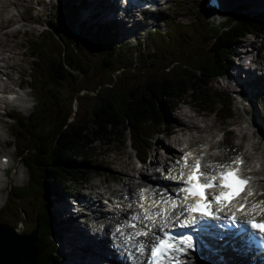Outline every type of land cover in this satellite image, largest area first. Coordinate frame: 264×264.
<instances>
[{
  "label": "trees",
  "instance_id": "16d2710c",
  "mask_svg": "<svg viewBox=\"0 0 264 264\" xmlns=\"http://www.w3.org/2000/svg\"><path fill=\"white\" fill-rule=\"evenodd\" d=\"M68 3L75 2L68 0L61 8L66 10ZM77 12L76 4L70 19L58 20L56 16L50 28H43L41 39L31 41L30 54L35 58L31 82H35L32 87L42 100H37L39 108L31 110L28 117L17 114L13 130L15 136L22 137L24 146L18 154L29 180L27 185L11 186L9 198L0 209V222L18 228L26 219L32 229L37 227L36 264H57L63 259L52 240L57 234L53 226L55 217L48 209V199L43 198L50 184H55L54 190L61 193L62 188L84 183L89 177L82 170L89 171L94 166L85 159V150L104 137L109 142L120 141L122 133L129 131L133 148L145 155L147 143L167 127L161 106H172L171 102L178 99L190 98L196 107L215 112L222 120L234 116L230 93L211 91L212 80L227 71L230 46L264 28L261 13L231 19L212 32L205 31L204 38H200L203 32H198L197 18L189 23L174 21L167 35L152 32L151 43L144 46L154 69L144 86V96H140L134 91L123 92L125 85L117 82L119 73L135 75L136 66L134 62L121 63L122 46L111 32L113 25L84 23L76 31ZM61 26L65 27V35L58 31ZM99 51L102 77L91 88L84 74L92 69V63L97 65L94 56ZM159 62L165 63L157 68ZM64 81L70 84L68 103L61 102L59 92L49 101L50 86L63 89ZM82 91L86 92L81 94ZM73 99L78 104L93 103L87 118L78 114Z\"/></svg>",
  "mask_w": 264,
  "mask_h": 264
},
{
  "label": "rangeland",
  "instance_id": "374dc122",
  "mask_svg": "<svg viewBox=\"0 0 264 264\" xmlns=\"http://www.w3.org/2000/svg\"><path fill=\"white\" fill-rule=\"evenodd\" d=\"M14 1H17L16 3L19 2V0H11V2ZM67 1L68 0H20L19 4L10 6L9 8H7L6 6L4 7L3 4L0 3V8H3L0 14H5V12L8 13V11L11 10L16 14L12 19H7L5 16L4 18H1L2 23L0 24V34L2 40L0 41V45L4 46L5 49H9L10 45V47L14 48L15 52L18 53L17 58L10 62V66L8 65V70L10 73L8 72L2 74L0 85L2 86L6 84L9 86L8 88H11L20 83L22 86V92L26 94L24 96V101H26L24 104L22 103V101L20 103L10 102L11 105H9L6 101V104L2 103V109L0 108V153L6 154V156H11L13 158L11 166H9V168L7 169V175L5 174L4 177L2 176L0 180V209L4 206L5 201L9 198L11 186L27 185L29 180L28 170L26 169L22 158L18 154L19 149L24 146L21 140L22 137L15 136L13 130L15 128L16 119L18 117L17 114H23V116L28 117L31 114V110H33L35 107L39 108L37 100H42V98L38 97V92H36L32 87V84H35V82H31L32 67L35 65V58H33L30 54L31 41H34L38 38L41 39L43 28H50V22L52 19H55L56 16L58 17V20H61L63 17H68L70 19L71 13L74 10V6L76 4H79L80 0H74L76 4L68 3L67 9L63 10L61 6L66 4ZM223 1L224 0H222V3ZM203 2L204 0H160L158 8L161 11L157 9V12L155 14H151V12L144 13L142 15L143 20H139V25H134L133 23H131L132 25L130 26L129 23H126L130 28L129 34L123 31L124 29L121 21L115 23L116 30L112 29L111 32L117 35V43L122 46L120 61L124 64H130L131 62H134L136 66L135 75L128 76L126 74L119 73L117 82H123L121 86L125 85V87L122 86L123 92L134 91L136 95L142 96L143 94L144 96V86L147 85L149 81V75L154 69L152 68V60L147 59V49L144 46V43H151L152 32L155 33L159 31L164 34V31H166L167 35L168 29H170V25L173 24L174 21L189 23L197 18V27H199L198 32H203V34L200 33V38H204L205 31L209 32L211 30L212 32L213 30H216V28L223 26L227 21L231 19L241 20L244 17H251L257 14L264 13V2L260 4L257 2V0H226L225 16H229L227 17V20H224L221 23H218V20L215 22H211L210 20H208V17H210L211 15H207L205 13ZM88 7L90 9V5H88ZM76 18L77 21L74 26V29L76 31L80 28V20L85 21L84 23H86V25L90 24L91 22L99 24L104 20L103 16H84V9H82L81 12H78ZM19 20H21L20 23H18ZM14 28H18L19 30L14 31L13 33ZM64 28V26L58 28L59 33L65 35L66 32ZM122 31L124 35L123 33H121ZM46 35L48 36V34ZM252 44L258 47L261 46V48L255 49L254 47H251ZM239 46L240 49H244L246 48V46H248L247 48H249L250 46L253 49L252 55L258 56V62L256 63L257 67H255L256 69H259L258 74L262 73L261 67L264 66V28L260 29V31L255 35H253L252 33L246 35L244 38L238 41L237 44L235 43L234 45H231L230 48H236L237 51L240 52ZM129 48H132V53H130L131 51L128 50ZM144 50L145 53L143 52ZM205 52H207L208 54V51ZM101 53L102 52L99 51L98 54L94 56V59H96L94 61H96L97 67L95 66V62L92 63V69H89V71L84 74L86 84L91 88H93L95 85L94 83H97L102 77L103 70H99L101 68L100 64L102 63ZM231 56L234 64L230 63ZM227 58L228 72L221 73L216 78H214L212 80V87H210V90H223L224 92L230 93L233 101L232 107L234 116L222 120L220 118V115L216 114L215 112H211L208 109L196 107L194 102L190 101V98L187 97L171 102L172 106L162 105L161 110L167 116L169 112H172V114H177L181 109H184L190 111V113H192L193 115L197 114L195 116V120L200 124L208 125L214 123L212 133L216 134L215 139L221 140L222 137L225 138L222 151H226L228 157L223 163H228L234 157L242 156L243 153H245L246 155H250H247L248 158H246L249 165L251 164L252 167L254 166V168H258L259 165H255L254 160H256V157L259 155L258 152H260V150L264 152V91L261 94H258L257 91L259 90V86H257V89L256 87H252V93L248 94V92H246L249 88L248 86L251 87L253 84L243 78L244 75L248 73L242 72L240 74L242 80H239V86L241 87V92L244 91L245 94H248H246L248 101L240 102L239 99L235 97L234 93L231 91V89L233 88V82H231L232 79H230L229 77H232L233 73H235L236 70L237 72H240V70L238 69H245L247 62L244 60L241 61V63L243 62V67L240 68L239 59L237 58V56L231 54L230 49L227 52ZM163 63L165 62L157 63L156 67L160 68ZM228 78L229 82L227 83ZM68 86L70 87V84L67 83V81L63 82V89L52 87L51 85L49 89L48 100L51 101L50 97L59 92V98H61V102L67 104L71 95V90ZM84 92L86 91H82L81 94H83ZM73 106L76 109L79 108L78 114H84L85 118L88 117V113L94 107L93 103L90 102L83 103L81 101V103L79 102L78 104L77 99H73ZM165 121L167 127L170 124H173L174 127L176 126L175 120H173L171 117H167V120ZM166 128H164L163 131L166 130L165 133L170 134L171 131H168V129ZM240 129H242L244 133H246L244 138L242 136L243 133ZM163 131L160 134L153 136V139L147 143L149 151L147 160L150 161L151 158L156 157V152L159 148L158 143L162 138L168 145L171 144V140L165 138ZM224 131H226L225 135L223 134ZM209 134L210 133H206V136H209ZM122 135L123 136L121 137L120 141L113 142H109L108 138L104 137L102 140H99L94 144H90L89 149L85 150V159H87L88 161H92L94 166L93 168L91 167L89 171L82 170V174H85L86 171L88 173L87 177H89L84 183L62 188L60 195H58V193H56V191L54 190V187H56L55 184L51 183L50 187H48L46 191L47 195H45V197L43 198H47L49 201V204H47V206L49 211L55 217L53 226L57 235L59 234V232H61V234L63 233L64 225H67V223H65V219L69 220V216H72V214H68L67 211H64L63 215L60 213V210L57 212L58 204L64 203H60V199H64L68 202V205L71 206L73 205L72 202H74L72 198L73 195L79 196V194L82 193L90 194L92 198L96 197V194L99 191L103 189L106 190L109 186L122 187L124 182L129 181V176L135 173L134 171H131L135 168L134 164L132 163L135 150L130 145V133L129 131H124ZM251 143L256 145L254 150L250 147ZM197 144L194 143L197 148L201 149L206 147L205 144ZM247 150L248 152H246ZM161 151L164 152L163 149ZM172 151L180 153V151H177V149L175 148L172 149ZM219 153H221V151ZM163 161H165L164 156ZM160 165L162 164L160 163ZM79 175L81 174L79 173ZM116 181H120L121 184ZM140 186L141 185L136 188L137 192L140 189ZM79 219L82 223L90 224L89 220H87V218L83 217L82 215L79 216ZM79 219L75 220L79 221ZM31 227L32 226L27 223L25 219L24 223H21L19 225L18 230L20 233L29 232L32 229ZM62 237L63 238H61L60 242H62V239L64 240L63 234ZM60 242L56 243L57 250L61 251V254L64 256L62 246H60ZM65 261H63V264ZM216 261L217 263L221 264V260ZM57 264H62V261L57 262Z\"/></svg>",
  "mask_w": 264,
  "mask_h": 264
},
{
  "label": "bare ground",
  "instance_id": "6f19581e",
  "mask_svg": "<svg viewBox=\"0 0 264 264\" xmlns=\"http://www.w3.org/2000/svg\"><path fill=\"white\" fill-rule=\"evenodd\" d=\"M143 2H145V4L148 3V1L150 0H141ZM153 2L158 4H160V0H152ZM17 1L11 2V0H0V3L3 4V6L9 8L10 6H14L19 4L20 0L18 3H16ZM91 4H90V9H88V16L91 17L92 15L97 14L98 16H106V15H110V13H114V11L117 10V8H119V4L118 2H116L115 0H90ZM258 3L262 4L264 2V0H257ZM226 0H224L223 2V11L225 13V9H226ZM2 6V7H3ZM1 7V6H0ZM89 8V7H88ZM11 9V8H10ZM3 8H0V13L2 12ZM16 14L11 11H8V13L5 12V14H0V24L2 23L1 18H4V16L7 19H12ZM131 15L136 16V13H132ZM139 20L138 18L133 19V24L134 25H139ZM4 21V20H3ZM121 20H118L117 22H120ZM141 21V20H140ZM146 21V20H144ZM21 20L18 21V23H20ZM125 22V24H124ZM130 21H126L123 19V23L121 21V24H123V31L126 32L127 34H129L130 32V28L128 27V25L126 23H128ZM4 24V22H3ZM4 29V26H3ZM18 28H14V31H18ZM123 31L121 33H123ZM7 32V31H5ZM12 33V32H11ZM6 34V33H5ZM3 35V34H2ZM124 35V33H123ZM2 40L1 38V34H0V41ZM255 42V41H254ZM253 45V44H252ZM255 49L256 48H261L258 46H252ZM250 49V46L249 48ZM247 49V51H248ZM260 51V50H259ZM231 54H233L234 56H237L239 59V67L242 68V52L237 51V49L232 48V52ZM18 53L15 52L14 48L10 47L9 45V49H5L4 46L0 45V79L2 77V74L4 73H8V65L10 66V62L13 61L14 59L17 58ZM258 59V58H257ZM257 59L254 61L255 66L256 63L258 62ZM5 62V63H3ZM14 63V62H13ZM230 63H233V59L230 61ZM15 64V63H14ZM262 64V63H261ZM236 66V65H235ZM257 67V66H256ZM255 67V68H256ZM240 70V69H238ZM261 79L260 77H258V73L255 74V70L251 68V70L248 71V79L246 81L251 82L253 85L250 87L248 86V90L246 92H248V94L252 93L253 88L256 87V89L258 88L257 86H259V90L257 91L258 94H261L264 91V66L261 67ZM10 73V72H9ZM230 79H234V82L237 80V82L239 80H242V78L240 77V73L237 72L236 74H233L232 77H229ZM233 82V86H235ZM8 85H0V108L3 107L2 103H6L7 98H9L10 101L13 102H22L23 104L26 102L24 101V96L26 95L24 92H22V86L20 83H18V85L8 88ZM3 93H9V97H7L6 94ZM247 94V93H246ZM247 94V95H248ZM2 109V108H1ZM0 109V110H1ZM4 115V114H3ZM197 115V114H196ZM192 113H190V111L188 110H184L181 109L179 113L177 114H172V112H169V114H167L166 117H171L173 120H175L176 122V126H178V129H176L174 127L173 124H170V129L168 131H173L174 129H176L178 136L173 137V139H171V144L168 145L163 138L159 141V148L156 152V157L155 158H151L149 164L143 165L142 166V171L141 174L142 176H144L143 180H149L150 178L148 175L144 174L145 172L147 173L148 170H150L149 165L151 166H155L158 163L163 164L164 167H169L171 165V160L169 157H171V155L176 154L177 152H173L172 149H177V151H180V153H182V150H186L187 149V153L191 152L193 155L189 158H194V157H198V158H202L203 160V164H211L213 166H215L217 163L219 164H224L223 162L226 161L228 154L226 151H222L223 149V144H224V139H218L216 140V134L212 133L213 132V128H214V123L212 124H200L198 123V121L195 120V116ZM1 124V123H0ZM1 128V125H0ZM167 129V128H166ZM243 133V138L245 136L246 133H244V131L242 129H240ZM210 133L209 136H206V133ZM217 132V131H216ZM215 132V133H216ZM175 143V145H174ZM197 143H202L205 144L206 147L204 148H197L195 145ZM198 145V144H197ZM252 145V146H251ZM250 147L254 150L255 146L254 144L251 143ZM167 150L164 154L163 151L161 150ZM207 149V150H206ZM209 149V150H208ZM218 150V151H216ZM216 151V152H215ZM221 151V153H219ZM248 152V150L246 151ZM178 153V154H180ZM257 153V151H256ZM259 155L256 157V160H254L255 165L259 164L260 166L256 169H254L253 173H249L253 176V180H252V186L254 188H251L250 190L255 192V196L252 198H248V202H247V208L245 209V211L248 214H255V215H261L263 216L262 218H264V204H261L259 207L253 209V205L257 204L259 201H264V152L260 150V152H258ZM248 155V154H247ZM245 153H243L242 156H239L243 159L248 158ZM0 156H6V154L0 155ZM163 156L165 157V161H163ZM244 156V157H243ZM9 161L5 162V164L10 165L12 163L13 158L11 156H7ZM11 157V158H10ZM255 159V158H254ZM247 160V159H246ZM232 161V160H231ZM228 162L226 164H230L231 163ZM133 163V162H132ZM134 170H136V166L134 165ZM249 168H251V164L248 166ZM254 167V166H253ZM212 169V168H209ZM9 171V170H8ZM7 175V169H1L0 168V180L2 178V176L4 177V175ZM118 178V177H117ZM120 179V177H119ZM144 184V181H140L137 177L136 174H132L131 176H129V181L124 182L122 187H111L109 186L106 190L103 189L101 191H99L97 193L96 196L100 197L101 195L105 194H120V195H137L138 192L136 190V188L141 185ZM60 195V194H58ZM76 196V195H75ZM74 196V197H75ZM89 196V194H79V196H76L78 198V201H80L82 204L86 205V206H92L95 205L97 207V203H95V200H93L92 197H90V199H87V197ZM62 198V197H60ZM59 198V199H60ZM58 199V200H59ZM64 202L63 204H58L57 207V212L60 210V213L63 215V212L67 211L68 214L71 213L72 216L70 215V219L67 220L65 219V223H67V225H64L63 228V236H64V240L61 238L62 234L61 232H59L60 234V238H59V242L62 246L63 249V254L64 257L62 259V264L63 261L64 264H105L110 263V262H114L115 264H126L123 262H120L117 258V252L116 250L112 247V237L108 234L107 236H102L100 237V231H101V227H104V231H107L108 233H110L113 228H114V222L113 220H109L110 217L108 216L107 213L105 212H101L100 210L97 209L96 211H94L92 213V215H94L93 217L87 215V220H90L92 218H95L94 220H92V222L89 223H82L81 220L79 219L78 214L73 213V205H68V202L65 201L64 199H60L59 201ZM58 202V203H59ZM164 209H171L170 205H166ZM56 211V210H55ZM56 212V213H57ZM60 214V215H61ZM61 215V216H62ZM79 219L75 220V219ZM107 219V220H106ZM173 219V216L169 215L166 216L165 218H163L162 223L165 224H171V220ZM61 220V219H60ZM133 220V219H132ZM70 222V223H69ZM141 230H149L148 227H143L140 230L137 231H133L131 230V233H128L131 235V238L134 239L137 237L136 233L141 231ZM120 236H124L123 234H121ZM127 236V234H126ZM15 241L18 240L19 242H21L22 240H24V238H19V237H15L12 236ZM152 236H148V237H143V238H139L141 239L144 244H147L149 241H151ZM13 239H11L12 241ZM14 241H12L13 243ZM210 244V243H208ZM22 247V246H21ZM20 247V248H21ZM23 249V248H22ZM205 250H203L201 248V246L197 247V251L195 252H188L186 253L184 256H180L179 258L182 259V262L180 264H220L217 263L216 260H221V264H253L251 263V260L249 258L248 254L245 253H238V251H231V249L227 248V249H223L220 253H214L212 251H210L208 247L204 248ZM67 254V256H66Z\"/></svg>",
  "mask_w": 264,
  "mask_h": 264
},
{
  "label": "snow or ice",
  "instance_id": "6c2138e0",
  "mask_svg": "<svg viewBox=\"0 0 264 264\" xmlns=\"http://www.w3.org/2000/svg\"><path fill=\"white\" fill-rule=\"evenodd\" d=\"M193 154L191 152L186 153L183 157L184 167H191V174L187 176L185 179V174L181 171L179 176H174L172 179L183 181L186 185L183 188H180L179 191L186 193L183 199L178 203L175 199L170 201H164V203L169 204L172 210H175L177 207L184 205L187 203L190 197H199V199L193 204H187L184 208V211L179 215H184V212H188L191 218V221H196L197 216L195 213H199L201 218H207L209 216L214 215L213 213V205H221L219 211H223L224 207H227L234 199H237L241 196L242 193L247 192V195L244 196V204H241L238 208V211L244 212L247 208V200L248 197L253 196L255 193L248 188V186L252 182V177H243L240 175L241 166L244 161L241 157H234L231 161V164H219L217 163L215 166L211 164H202V158H196L194 163L189 165L188 158ZM236 165L235 168L232 165ZM209 168H223L225 171L217 172V171H206ZM210 177V178H209ZM222 181V183H216L217 181ZM212 188H224L228 191L221 192L219 195H212V198L209 199V189ZM146 191V190H145ZM141 199H146L143 196V192L141 193ZM156 203V202H154ZM261 204H264V201H259L257 204L253 205V209L259 207ZM144 205L141 204V208ZM169 209H164V215L166 216ZM147 212V209H145ZM139 217H135L134 219H138ZM149 221H153V226H155V216L152 214H148L145 217ZM233 220L236 219L235 214L232 217ZM184 223H188V220H185ZM245 223L250 224L253 229L258 230L259 232H264V222H257L255 220L245 221ZM131 227H135V225H131ZM137 236H145L149 235L148 231H139L136 233ZM165 238H161L160 236H156L155 241L151 246V262L150 264H162L166 255L175 251H184L182 248H177L171 242V238L167 233H164ZM146 245L141 242L139 244V251L143 253L145 251Z\"/></svg>",
  "mask_w": 264,
  "mask_h": 264
},
{
  "label": "water",
  "instance_id": "95a60500",
  "mask_svg": "<svg viewBox=\"0 0 264 264\" xmlns=\"http://www.w3.org/2000/svg\"><path fill=\"white\" fill-rule=\"evenodd\" d=\"M12 236L24 240L15 241ZM36 238L37 227L20 233L18 228L0 222V264H36Z\"/></svg>",
  "mask_w": 264,
  "mask_h": 264
}]
</instances>
